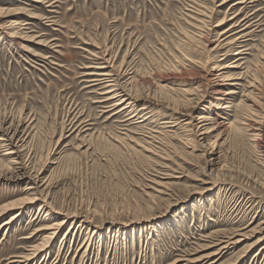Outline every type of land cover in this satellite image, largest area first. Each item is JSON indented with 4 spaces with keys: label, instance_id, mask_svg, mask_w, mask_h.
<instances>
[{
    "label": "rangeland",
    "instance_id": "obj_1",
    "mask_svg": "<svg viewBox=\"0 0 264 264\" xmlns=\"http://www.w3.org/2000/svg\"><path fill=\"white\" fill-rule=\"evenodd\" d=\"M234 1L0 0L12 13L6 24L24 28L16 39L11 27L0 29V124L19 125L22 165L40 173L42 197L63 213L40 209L41 200L25 207L0 231V264L28 253L46 233L32 237L36 229L63 218L47 250L28 264H264V148L236 128L251 112L264 121V0H250L233 19L254 12L260 25L245 37L231 108L215 109L229 124L217 139L218 165L194 147L193 117H213L205 77L188 69L180 84L170 76L181 74L175 65L183 55L205 60L216 31L233 20L215 24L240 9L228 11ZM105 48L115 66L127 62L128 92L139 97L134 116L112 114L118 109L104 100L107 89L90 81ZM228 49L209 53L230 61ZM69 118L81 131L65 128ZM4 151L2 174L13 166ZM223 164L229 173L217 171ZM26 179L0 180V206L29 196ZM239 234L246 236L240 244L220 249Z\"/></svg>",
    "mask_w": 264,
    "mask_h": 264
},
{
    "label": "bare ground",
    "instance_id": "obj_2",
    "mask_svg": "<svg viewBox=\"0 0 264 264\" xmlns=\"http://www.w3.org/2000/svg\"><path fill=\"white\" fill-rule=\"evenodd\" d=\"M36 1L40 2V0H36ZM229 1L230 0H221V3H219L218 5L222 6L223 4H226ZM250 2H252V1H250V0H235L234 2H232L230 4V7L228 8V11L236 8L237 6H240L239 7L240 9L235 11L234 13H232L229 17L227 16L228 14H224L223 17L221 19H219L220 21L215 24V28H218L219 26H223L225 23L228 24L229 21H232L233 19L238 18V16L241 14V12L244 11V9L247 7V4ZM8 10L12 11L11 9H8ZM205 11H206V9H205ZM11 14L12 13L7 12V9L5 10V8H0V23H2V24H0L1 25L0 29H2L4 31L5 28L11 27L14 31H12L10 36L13 39L20 38L18 36H19V34L21 35V33H23L22 30L24 29L23 27H21V24L19 22H13L14 20L11 21L12 23L9 22L8 24H6V22H8V21H5V19H3V18L9 17ZM253 14H254V16H253ZM197 15L203 16V15H205V12L200 11V12H198ZM254 17H255L254 12L250 13V14H245L241 18H239L237 20H233V22L230 23L229 25H227V26L225 25L220 30H217L216 31L217 32L216 38L214 40H211V42H215V45L213 46V48H210V49L208 48V46H206V48H205L208 52L207 56L205 57V60L201 59V58L197 59V58H193L190 56H184L183 55V58H182L180 64L175 65L178 69H180L179 71H181V74L180 75H170L173 78V80L178 79L180 81V84L182 82L185 84V82L187 80V79H185L187 77L186 71L188 69H191L192 72L194 71L196 74L201 73L203 75V77H205L206 85L204 84L202 86V84L200 83L201 85L198 84V86L204 87V89L202 90L203 95L207 94L208 93L207 90H209L210 94L213 96L212 100H211L213 117L211 115L200 114L199 116H197V118L193 117V119H195L197 121L194 124H192L191 126L197 128V130L195 132L196 133V143H194L195 144L194 147L202 148L201 151H203V155L205 153V155L207 157H209V159L206 160V163H207V165H209L211 167L214 165H218L221 162L220 161V159H221L220 151L219 150L217 151V149L221 145V143H219V141H217V139L220 138L219 137L220 134L222 135L224 133L223 132L224 129L227 126H229V124H227V126H225L226 125L225 122L223 120L218 119V116H217L218 113L215 111V109H220V111H221L220 114L221 113L225 114L227 111H229V109L232 106L231 105V102H232L231 99L233 97L232 94L235 93V87H236V85H238L236 81L238 79H240V74H241V73H235L234 71L236 69L241 68V62H240L242 59L241 55L245 54V50L247 49V48H245L246 47L245 44H243L246 40L245 37L251 35V33L254 31V30L249 31V29L251 27H255V26L258 27L260 25L259 19L255 18L256 20H254ZM201 21H202V19H201ZM25 24H27V23H25ZM198 27L200 28V26H198ZM212 31H214V30L212 29ZM207 34H208V32H207ZM204 42L206 44H208L210 42V39L208 38V36H207V38L204 37ZM227 47L231 48V49H228L230 51L234 50L230 54L231 55L230 61H226V58L228 56H224V57L220 58V55H216L213 57L211 55L212 53H209L210 51H213V50H217L215 52H220ZM97 53L99 56L97 58H99L101 60V62H99L96 66H93V70H92L93 72L89 73L90 77H92L90 81H93L98 86H100V85L105 86V89H107V90L102 92V93L100 91V93L104 94L103 95V97H105L104 100H107L108 102L109 101L112 102L111 109H118V110L114 111L112 114H118V113L125 112L126 114L132 113V115H133V113L137 110V108H135L136 104L134 103V101H137V99H139V97L133 96L132 94H130L128 92L129 89L127 88V86H128V82L132 80V76L130 75L129 68L125 67V65H127V62L125 64L124 63L121 65L117 64L118 66L117 65L115 66V64L113 62V60H114L113 58L115 57V55L113 56V58H112L113 60H112L111 59L112 55L110 57L108 56V52H107L106 48L104 51L99 50V52H97ZM224 54L226 55V53H223L222 55H224ZM160 79H162V78H160ZM251 87H253V85ZM252 90H254V89H252ZM252 90L249 92V94H246L250 98L247 96V99H245V100L253 102L252 98H254V97L252 94H254V93H252ZM182 91L184 93H186V90H182ZM145 97H143V96L140 97V100L145 99ZM246 106L251 108V107H254L256 105L253 102L252 104L246 105ZM194 107L195 106H191L190 108H194ZM138 114L139 113H137V115ZM251 115L254 116L253 112H251ZM251 115H248L244 119L242 118L243 122L240 123L241 126L236 127V128L244 127L245 130L250 132L251 141L256 146H261L264 148V121L255 120L253 118V116H251ZM79 126H81V125L80 124L75 125L73 118L71 120L69 118V122L65 128H69L68 130H70V131L72 129L77 130V131H81L79 129ZM21 128H22V126H21ZM62 130H64V129H62ZM19 133H20V130H19L18 124L14 125L11 121L8 122L6 120H4L2 124H0V146L5 148V151L3 154L10 158L9 162L13 165V166L8 165L6 167V172H3V174H2L1 169H0V180L6 179V180L18 181V180H24L27 178L29 180V182L27 183L26 188L24 190H32V192L29 193L28 197L20 198L16 201H13V202L11 201L9 203H4L0 206V215L8 213L10 210L17 209V211L12 213L9 217L2 219V221L0 222V231L3 228H5L8 224L19 219L18 216L21 214V211L25 207H27L28 205H30L32 203H35L38 200H41L43 202L42 204H40V209L43 210V209L47 208V211H46L47 213H49V211H52L55 214H63L61 210L60 211H58L57 209H56L57 211L52 210L53 207L51 208L50 206H48V203L44 200L45 198L42 197V191L38 188V187H41L42 185L37 186V182L40 180V173L39 172L30 173V171H26L27 168L25 169L24 168L25 166L22 165V162L20 160V158H21L20 152L22 151V147L25 145V139H23L21 137L22 135H20ZM187 141H188V139H187ZM18 143H20V144H18ZM208 151H209V153H208ZM148 152H149V150H148ZM15 166L19 167L20 169H15ZM220 166L221 167H219L217 169V171L218 170H221V171L226 170L227 172L229 171L224 166V164L220 165ZM6 173H8V176H6ZM220 173H222V172H220ZM221 176H223V175H221ZM164 177H167V174H165ZM209 189L210 188H206L205 190L207 191ZM66 213H68V212H66ZM64 216L67 217V215H64ZM64 224H65V218L55 219L53 222H51L47 226H44V227L41 226L40 228H37L35 233H33L32 237L35 236L37 234V232L38 233L39 232H46V233L45 234L43 233L44 235L39 239V241L36 242L35 244H33L29 249H27L29 251L28 253H25L24 255H12L10 258L8 257V264L9 263H12V264H28L32 260V258L34 257V255L36 253L47 250L49 245L52 243V241L56 235V232L58 230H60L64 226ZM93 232H96V231H93ZM133 233L134 232L131 231V237L134 236ZM239 236L240 237H237V238L231 237V240L229 239L228 241H226L225 245H222L220 247V249L227 247L228 244H240V242L243 241L244 238H246V236L244 234H239ZM260 240H261L260 238L257 239L254 242V244L259 242Z\"/></svg>",
    "mask_w": 264,
    "mask_h": 264
}]
</instances>
